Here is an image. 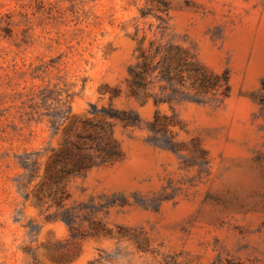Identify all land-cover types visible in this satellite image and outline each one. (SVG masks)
Listing matches in <instances>:
<instances>
[{
  "label": "rangeland",
  "instance_id": "1",
  "mask_svg": "<svg viewBox=\"0 0 264 264\" xmlns=\"http://www.w3.org/2000/svg\"><path fill=\"white\" fill-rule=\"evenodd\" d=\"M146 7L157 6L0 0V264H264V0H166L165 11L141 16ZM142 38L180 45L226 72L228 94L154 103L164 94L154 78L130 95ZM42 91H51L47 104ZM91 105L139 120L113 121L121 159L67 181L81 227L90 218L107 232L74 241L75 255L60 263L49 253L71 242L69 230L46 218L55 207H37L32 190L63 127L94 117ZM45 113H57L55 132ZM24 150L38 151L32 177L20 180L27 198L15 157Z\"/></svg>",
  "mask_w": 264,
  "mask_h": 264
},
{
  "label": "trees",
  "instance_id": "2",
  "mask_svg": "<svg viewBox=\"0 0 264 264\" xmlns=\"http://www.w3.org/2000/svg\"><path fill=\"white\" fill-rule=\"evenodd\" d=\"M150 3L157 7L140 9L141 16L148 15L151 9L159 12L167 9L166 0H150ZM156 17L160 22L164 21L162 14L157 13ZM143 40L144 38L136 44V61L130 66L126 79L127 92L130 95L140 96L154 78L163 83L161 89L164 92L162 95H153L154 103L170 102L183 93H191L198 99L223 98L228 94L226 72L216 73L209 70L180 45L151 39L144 46ZM41 94L43 104H47L51 91H42ZM48 108L49 104L47 110ZM67 110L66 104V108L60 111L64 118L67 117ZM90 112L95 116L73 118L63 127L60 143L56 149H52L43 177L32 190V201L37 207L42 208L45 205V210L55 207L54 211L46 213V218L62 220L69 230L71 242L63 244V249L59 253L58 251L49 253L51 259L60 263L75 255L77 245L74 241L107 232L99 221L90 218H88L90 228L81 227L79 209L68 202L70 194L67 181L71 177L84 175L94 166L108 165L121 159L123 153L113 135V121L132 126L139 120L132 111L119 110L113 106L97 109L91 105ZM56 115L57 113H45L47 125L52 132H55L60 124L55 119ZM160 117L156 112L152 124H156ZM37 154V150L30 152L24 150L23 153L15 155L19 165L24 169L18 177V189L24 198H27L28 193L22 192L24 184L20 183V180L32 177ZM34 264H38L36 258Z\"/></svg>",
  "mask_w": 264,
  "mask_h": 264
}]
</instances>
